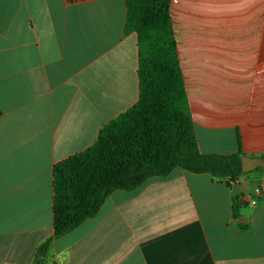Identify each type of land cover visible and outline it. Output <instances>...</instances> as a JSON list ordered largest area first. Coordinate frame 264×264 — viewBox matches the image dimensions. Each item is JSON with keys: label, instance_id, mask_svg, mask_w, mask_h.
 I'll return each instance as SVG.
<instances>
[{"label": "crops", "instance_id": "obj_1", "mask_svg": "<svg viewBox=\"0 0 264 264\" xmlns=\"http://www.w3.org/2000/svg\"><path fill=\"white\" fill-rule=\"evenodd\" d=\"M169 15L198 150L264 158V0ZM125 17V0H0V264H34L48 240L44 264H264V169L230 186L175 169L53 238L54 165L138 100Z\"/></svg>", "mask_w": 264, "mask_h": 264}, {"label": "trees", "instance_id": "obj_2", "mask_svg": "<svg viewBox=\"0 0 264 264\" xmlns=\"http://www.w3.org/2000/svg\"><path fill=\"white\" fill-rule=\"evenodd\" d=\"M169 5L170 0H125L124 31L137 38L138 100L103 126L91 147L54 165V239L93 217L114 191H134L175 169L209 174L228 186L252 174L242 173L241 153L203 155L198 150ZM247 205L233 196L232 218L237 220ZM50 244L38 248L34 264H44Z\"/></svg>", "mask_w": 264, "mask_h": 264}, {"label": "water", "instance_id": "obj_3", "mask_svg": "<svg viewBox=\"0 0 264 264\" xmlns=\"http://www.w3.org/2000/svg\"><path fill=\"white\" fill-rule=\"evenodd\" d=\"M242 173L247 174L256 169H264V158L261 157H241Z\"/></svg>", "mask_w": 264, "mask_h": 264}, {"label": "rangeland", "instance_id": "obj_4", "mask_svg": "<svg viewBox=\"0 0 264 264\" xmlns=\"http://www.w3.org/2000/svg\"><path fill=\"white\" fill-rule=\"evenodd\" d=\"M178 39L183 41V44L186 43L187 44V36H179ZM185 45V44H184ZM185 50H187V47L185 48Z\"/></svg>", "mask_w": 264, "mask_h": 264}]
</instances>
